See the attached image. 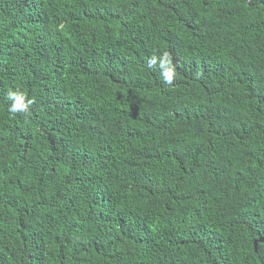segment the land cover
I'll return each instance as SVG.
<instances>
[{
    "label": "trees",
    "instance_id": "16d2710c",
    "mask_svg": "<svg viewBox=\"0 0 264 264\" xmlns=\"http://www.w3.org/2000/svg\"><path fill=\"white\" fill-rule=\"evenodd\" d=\"M260 239L264 0H0V264H264Z\"/></svg>",
    "mask_w": 264,
    "mask_h": 264
},
{
    "label": "clouds",
    "instance_id": "9594fccd",
    "mask_svg": "<svg viewBox=\"0 0 264 264\" xmlns=\"http://www.w3.org/2000/svg\"><path fill=\"white\" fill-rule=\"evenodd\" d=\"M148 63L151 65H159L161 68L160 76L163 81L172 85L176 75L175 67L172 65L171 58L167 52H163L159 56L153 55L149 58ZM5 99L9 102L7 111L10 116L15 117L17 114L27 113L31 104L34 102L28 99L20 90L9 89L5 93Z\"/></svg>",
    "mask_w": 264,
    "mask_h": 264
},
{
    "label": "water",
    "instance_id": "95a60500",
    "mask_svg": "<svg viewBox=\"0 0 264 264\" xmlns=\"http://www.w3.org/2000/svg\"><path fill=\"white\" fill-rule=\"evenodd\" d=\"M258 241H260V242H264V240H263V239H260V240H258ZM255 244H257V242H255Z\"/></svg>",
    "mask_w": 264,
    "mask_h": 264
}]
</instances>
